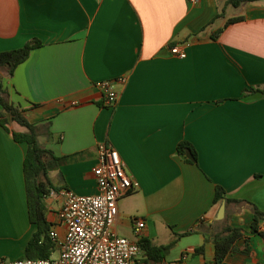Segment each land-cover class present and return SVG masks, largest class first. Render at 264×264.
<instances>
[{"label":"crops","instance_id":"obj_1","mask_svg":"<svg viewBox=\"0 0 264 264\" xmlns=\"http://www.w3.org/2000/svg\"><path fill=\"white\" fill-rule=\"evenodd\" d=\"M34 38L43 45L12 76L0 68V81L11 101L29 109L28 119L42 126L40 142L59 158L47 172L58 189L44 198L49 230L64 201L61 189L97 192L93 168L104 142L119 150L140 183L118 201V233L139 243H173L162 260L140 244L149 264H212L214 235L226 224L250 230L253 206L264 211V93L247 90L264 85V0L238 6L228 0H0V51ZM176 43H185L186 57L171 53ZM121 75L127 81L117 85L118 100L106 106L96 82ZM10 128L26 130L16 121ZM182 140L196 148L197 162L178 153ZM26 151L0 125V259L6 261L24 258L37 228ZM217 185L239 202L214 204ZM133 217L146 221L140 234ZM248 236L251 252H230L227 263L264 262V237Z\"/></svg>","mask_w":264,"mask_h":264},{"label":"built area","instance_id":"obj_2","mask_svg":"<svg viewBox=\"0 0 264 264\" xmlns=\"http://www.w3.org/2000/svg\"><path fill=\"white\" fill-rule=\"evenodd\" d=\"M170 51L181 58L187 56L185 43L170 45ZM126 81L127 78L121 75L96 82L104 94L106 106L116 104L117 85H124ZM93 174L97 182L96 193L77 194L68 188L60 190L64 201L58 220L49 230L59 248L57 257L0 259V264H149L140 256V243L117 231L118 201L138 189L140 183L128 172L121 153L112 143L99 145ZM132 221L134 231L140 234L146 226L145 219L133 217Z\"/></svg>","mask_w":264,"mask_h":264},{"label":"trees","instance_id":"obj_3","mask_svg":"<svg viewBox=\"0 0 264 264\" xmlns=\"http://www.w3.org/2000/svg\"><path fill=\"white\" fill-rule=\"evenodd\" d=\"M244 1L252 0H228V2L234 6L240 5ZM243 18L244 16L242 15L231 17L227 20L225 26ZM224 27H220L214 31L211 34V38L214 40L217 39ZM42 45L43 42L41 40L34 38L27 41L19 48L0 51V68L6 69L5 71L7 74L12 76L16 67L29 57L31 51ZM247 90L264 93V85L257 88L251 87ZM28 111V108L22 107L20 104L9 99L4 84L0 81V125L10 131L16 141L25 142L27 144V151L24 158V175L30 218L37 225V228L27 244L24 257H50L55 250L56 242L49 235L50 224L46 217L47 208L44 198L50 195L52 190H58L51 182L47 172L50 168L58 165L59 158L55 155L53 150L40 142L39 137L42 132V126L28 119ZM13 121L24 126L26 130L17 131L11 129L10 124ZM47 134L49 135V132ZM177 150L179 154L186 157L187 161H198V152L189 141H180ZM224 200L227 203L239 202L237 199L227 197L225 188L222 185H217L213 203H220ZM253 209L254 220L250 230L241 226L226 224L222 232L214 235L213 241L215 243L216 255L212 264H229L226 262V256L233 251L249 254L252 248L248 232L259 234L264 237V232L260 229V222L264 219V211L256 205L253 206ZM188 233L190 232H186V234ZM242 239L245 241V247L240 249L237 243ZM140 244L146 249L149 256H155L159 260L165 257L168 250L173 245V243L154 245L147 239H141ZM201 249H203V246L198 250ZM145 261L149 262V258L145 259ZM261 264H264V262Z\"/></svg>","mask_w":264,"mask_h":264},{"label":"rangeland","instance_id":"obj_4","mask_svg":"<svg viewBox=\"0 0 264 264\" xmlns=\"http://www.w3.org/2000/svg\"><path fill=\"white\" fill-rule=\"evenodd\" d=\"M235 8L233 6H231L230 10H234ZM240 8L234 10V11H239ZM6 70V69H5ZM42 139V138H41ZM59 255V248L57 247V245L55 246V250L52 253V256L57 257Z\"/></svg>","mask_w":264,"mask_h":264},{"label":"water","instance_id":"obj_5","mask_svg":"<svg viewBox=\"0 0 264 264\" xmlns=\"http://www.w3.org/2000/svg\"><path fill=\"white\" fill-rule=\"evenodd\" d=\"M224 212H225V204L223 203V204L221 205L219 215H220V216H223V215H224Z\"/></svg>","mask_w":264,"mask_h":264}]
</instances>
